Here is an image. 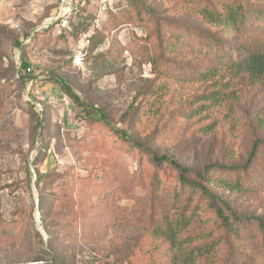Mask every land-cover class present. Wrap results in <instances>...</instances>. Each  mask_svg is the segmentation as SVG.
I'll return each mask as SVG.
<instances>
[{"label":"rangeland","instance_id":"1","mask_svg":"<svg viewBox=\"0 0 264 264\" xmlns=\"http://www.w3.org/2000/svg\"><path fill=\"white\" fill-rule=\"evenodd\" d=\"M83 2L0 0V264H264V0Z\"/></svg>","mask_w":264,"mask_h":264},{"label":"trees","instance_id":"2","mask_svg":"<svg viewBox=\"0 0 264 264\" xmlns=\"http://www.w3.org/2000/svg\"><path fill=\"white\" fill-rule=\"evenodd\" d=\"M201 15L203 16L204 20L207 23L212 24H220L224 25L226 27H230L231 25L234 26L237 24L238 15L235 11L228 10L225 15H220L219 13L211 12L207 9L202 10ZM230 25V26H229ZM231 26V27H232ZM24 65V64H23ZM25 66V65H24ZM235 67L240 70V68L248 71L251 75L254 76H263L264 77V54H250V53H244L242 58L235 63ZM24 75H28L23 72ZM61 88L64 91V93L71 99V101L76 104L79 107H82L84 110H90L92 111V114L97 117L100 121H102L105 124H109L106 115L103 113L102 110L93 108L92 106H88L87 104H84L79 96L72 90V88L67 84L65 80H60ZM120 137L128 142L131 146L143 149L144 144L137 140L136 138L128 135L126 131L123 130H115ZM153 160L157 163H168L170 166L175 168L179 172V181L182 185L189 184L188 180L185 177V174L189 171L188 168H185L178 164L174 159L169 158L168 156L162 155V156H153ZM194 185V184H192ZM229 185V182L228 184ZM201 187V186H200ZM209 196L210 199L215 200L216 196L212 193L206 190L205 188L201 187ZM161 235H164L168 240L172 241L174 237V228L169 226L168 229H166L164 232H160ZM42 261V260H37Z\"/></svg>","mask_w":264,"mask_h":264},{"label":"built area","instance_id":"3","mask_svg":"<svg viewBox=\"0 0 264 264\" xmlns=\"http://www.w3.org/2000/svg\"><path fill=\"white\" fill-rule=\"evenodd\" d=\"M81 2V4H84L83 0H79ZM112 0H93V3H97V4H102V5H106V4H110ZM80 5V4H79ZM70 8H62L61 11L65 12V11H69ZM66 24V22L64 20H61L60 25L63 27ZM25 73H30L31 69L30 67L25 68Z\"/></svg>","mask_w":264,"mask_h":264}]
</instances>
